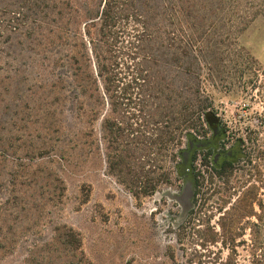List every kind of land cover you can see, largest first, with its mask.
Segmentation results:
<instances>
[{"label": "trees", "instance_id": "obj_1", "mask_svg": "<svg viewBox=\"0 0 264 264\" xmlns=\"http://www.w3.org/2000/svg\"><path fill=\"white\" fill-rule=\"evenodd\" d=\"M0 10L8 14L6 22L0 18V27L17 30L27 45L47 52L49 109L64 104L84 123L80 134L88 138L82 144L89 152L93 123L100 119L95 147L102 146L108 172L133 195H148L179 180L186 164L193 177V206L201 208L205 201L198 204L197 195L206 193L200 191L204 174L210 183L216 178L229 188L235 161L251 163L243 136L235 138L236 156L218 166L203 149L213 126L223 131L221 146L228 144L210 87L264 102V65L239 42L248 24L264 17V0H11L0 2ZM244 114L240 118L252 132ZM63 133L73 139L67 127ZM254 139L248 135L252 144ZM73 140L78 144L77 137ZM191 141L206 143L188 150ZM254 197V185L247 186L233 206H223L216 225L205 215L198 219L201 227H189L195 240L187 263L264 264V203L259 200L254 210ZM248 205L255 220L245 214ZM8 206V197L0 198V244L7 245L3 216ZM243 215L249 238L242 237L245 224L236 222ZM54 240L58 255L40 264L89 263L72 228L57 227Z\"/></svg>", "mask_w": 264, "mask_h": 264}, {"label": "rangeland", "instance_id": "obj_2", "mask_svg": "<svg viewBox=\"0 0 264 264\" xmlns=\"http://www.w3.org/2000/svg\"><path fill=\"white\" fill-rule=\"evenodd\" d=\"M7 16L0 10L1 20ZM26 40L17 30L0 27V198L7 196L12 204L3 216L10 243L0 244L5 250L0 264H20L26 258L40 264L58 255L60 245L54 234L59 226L79 234L88 264H188L190 242L195 240L189 229L204 224L200 217L208 215L207 222L216 225L222 220L223 206H233L234 198L251 185L253 209L258 210L259 200L264 203V102L210 87L226 128L225 141L231 144L222 154L232 149L236 156L235 138L243 136L251 163L235 161L229 188L216 178L210 183L204 174L200 191L206 193L197 195L198 204L205 201L204 207L193 206L192 175L186 164L179 180L135 196L108 172L102 146L95 147L100 119L93 123L94 149L89 152L82 144L88 138L80 134L84 123L70 116L64 104L49 109L45 88L50 62L43 57L45 50L27 45ZM239 42L264 65L263 16L248 24ZM244 113L249 115L252 132L240 118ZM66 127L78 144L64 135ZM250 134L255 137L253 144ZM212 187L217 191L211 192ZM191 208L194 211L188 214ZM250 208L246 206L245 214L255 220ZM242 217L236 222L245 224L242 237L249 238L248 217Z\"/></svg>", "mask_w": 264, "mask_h": 264}, {"label": "flooded vegetation", "instance_id": "obj_3", "mask_svg": "<svg viewBox=\"0 0 264 264\" xmlns=\"http://www.w3.org/2000/svg\"><path fill=\"white\" fill-rule=\"evenodd\" d=\"M223 136V131L216 127L213 126L210 128V133H207V137L209 138L208 143H207V148L203 149L204 151H209V155L207 158H209V161L211 164L218 166L222 163L223 159H233L235 157L234 151L230 149V153L227 154H222L226 152V149L231 146V144H226L225 147L221 146V138ZM215 142L218 143V145L214 144Z\"/></svg>", "mask_w": 264, "mask_h": 264}, {"label": "water", "instance_id": "obj_4", "mask_svg": "<svg viewBox=\"0 0 264 264\" xmlns=\"http://www.w3.org/2000/svg\"><path fill=\"white\" fill-rule=\"evenodd\" d=\"M206 142L204 141H197V142H190L189 143V146H188V150L192 149L193 147H200V146H203L205 145ZM188 150H184L182 152V156H183V160L185 161L187 159V156H188ZM192 184H193V177H192ZM192 196H193V191H192Z\"/></svg>", "mask_w": 264, "mask_h": 264}]
</instances>
